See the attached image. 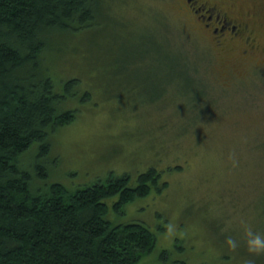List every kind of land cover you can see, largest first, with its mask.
<instances>
[{
  "label": "rangeland",
  "instance_id": "rangeland-1",
  "mask_svg": "<svg viewBox=\"0 0 264 264\" xmlns=\"http://www.w3.org/2000/svg\"><path fill=\"white\" fill-rule=\"evenodd\" d=\"M233 4L257 8L258 46L244 54L215 45L183 0H100L91 25L48 36L44 63L56 84L78 80L63 102L78 112L51 134L43 188L158 170L163 190L107 213L155 234L138 264H243L254 254L240 219L264 232V0Z\"/></svg>",
  "mask_w": 264,
  "mask_h": 264
},
{
  "label": "trees",
  "instance_id": "trees-1",
  "mask_svg": "<svg viewBox=\"0 0 264 264\" xmlns=\"http://www.w3.org/2000/svg\"><path fill=\"white\" fill-rule=\"evenodd\" d=\"M99 5L0 0V264H138L155 246L144 223L107 217L109 205L121 212L136 197L166 187L154 167L133 181L111 174L74 189L58 182L43 188L51 134L78 112L63 105L76 94L78 80L56 84L51 78L43 60L47 39L91 25ZM35 142L38 154L28 165Z\"/></svg>",
  "mask_w": 264,
  "mask_h": 264
},
{
  "label": "flooded vegetation",
  "instance_id": "flooded-vegetation-1",
  "mask_svg": "<svg viewBox=\"0 0 264 264\" xmlns=\"http://www.w3.org/2000/svg\"><path fill=\"white\" fill-rule=\"evenodd\" d=\"M221 1L183 0V3L215 45L229 48L240 41L243 54L253 50L258 46L252 29L253 19L258 15L254 9L257 8H250L247 12L236 11L233 8L234 0Z\"/></svg>",
  "mask_w": 264,
  "mask_h": 264
},
{
  "label": "clouds",
  "instance_id": "clouds-1",
  "mask_svg": "<svg viewBox=\"0 0 264 264\" xmlns=\"http://www.w3.org/2000/svg\"><path fill=\"white\" fill-rule=\"evenodd\" d=\"M243 228V239L249 253L254 254L246 258L243 264H256L255 255L264 253V232L256 230L247 220L240 219ZM225 243L229 249L235 250L240 246V238L226 235Z\"/></svg>",
  "mask_w": 264,
  "mask_h": 264
}]
</instances>
